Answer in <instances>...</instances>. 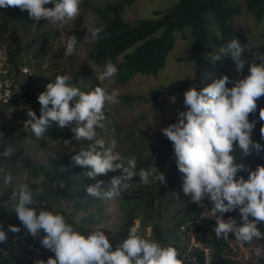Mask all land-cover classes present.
<instances>
[{
    "label": "clouds",
    "instance_id": "9594fccd",
    "mask_svg": "<svg viewBox=\"0 0 264 264\" xmlns=\"http://www.w3.org/2000/svg\"><path fill=\"white\" fill-rule=\"evenodd\" d=\"M50 3L54 6H45ZM81 3L82 0H0V7L18 6L28 10L36 22L44 19L64 23L79 15ZM100 30L95 29L93 35ZM77 40L76 34L67 37L66 55L74 53ZM246 51L248 45L236 37L221 45L212 61L230 57L240 78L232 86H228L230 77L227 74L199 89L192 84L183 94L186 107L178 110L174 122L161 129L172 142L176 167L182 174L183 194L201 204L207 198L215 216L216 238L228 240L231 239L229 233H233L241 244L264 239V231L257 226L264 221V164L257 165L254 170L247 169L245 178L238 173L246 170V165L238 161L233 152L234 145L239 147L242 156L264 150V144L253 140L251 135L257 120L249 118L257 109L258 98L264 94V53H254L256 58L250 61ZM246 65L247 73L244 74ZM117 71L116 65L108 62L99 79L113 77ZM72 79L67 74L56 75L37 96L40 114L30 107L27 109L29 118L24 123L35 136L44 135L53 122L59 127L74 122L71 131L75 138L89 143L73 153L71 159L78 165L88 166L89 177L109 171L117 173L111 177L107 189L101 187L103 180L89 185L86 191L92 196H119L136 176L141 183H148L150 177L166 183V174L154 163L148 169L137 170V158L134 155L126 157L116 150L115 138L107 146L104 139L97 138V128L104 127L106 106L119 103V89L109 91L97 85L90 91H83L69 83ZM259 117L264 121V107L259 109ZM260 130L264 138V124ZM12 151L10 146L5 147L0 155L9 156ZM0 179L5 185L11 184L13 174L0 167ZM172 194L179 200V192ZM5 204L13 209L27 232L38 236L40 243L54 253L46 260L37 258L34 264H184L175 245L146 238L135 226L130 227L128 234L113 247L105 229L96 227L83 232L62 212L37 210L33 206V191L26 183L16 184ZM233 211H238V218L225 217V213ZM9 228L19 231L18 225H9ZM6 239L7 232L0 224V242ZM256 254H261L260 248L256 249Z\"/></svg>",
    "mask_w": 264,
    "mask_h": 264
},
{
    "label": "trees",
    "instance_id": "16d2710c",
    "mask_svg": "<svg viewBox=\"0 0 264 264\" xmlns=\"http://www.w3.org/2000/svg\"><path fill=\"white\" fill-rule=\"evenodd\" d=\"M135 1H108L104 4L86 1V5L90 7L98 20L97 28L101 29L89 51V60L99 66L108 62L115 64L118 68L115 79L120 85H126L136 76L158 75L165 69L169 55L175 49L176 35L178 33L185 35L186 31L190 33L191 46L185 60L195 64V74L192 78L174 80L168 85L162 86L156 92V98L163 94L185 92L192 84H196L198 89L202 88L224 74L230 77L228 86H232L234 81L241 76L235 70L234 62L230 57H224L217 61H212V58L218 48L233 37L248 45V51L245 55L250 61L256 58L253 55L254 53H264V43L252 44L247 33L236 25V18L244 14V9L235 0H180L175 5L167 8L162 15L157 12L156 15L158 16L156 17L142 18L133 23L126 20L123 11L125 4H132ZM246 6L258 22L264 20V0H247ZM9 8L10 6L0 7L2 14L5 15ZM14 10L19 18L17 22L24 26L28 25L30 18L28 10H21L18 6ZM2 27L3 31H9L8 38L12 43L8 48L9 57L15 66H19L24 63L21 56V35L14 28L15 26H11L10 20L4 21ZM73 29L74 31L70 35L76 34L78 37L77 43L82 42L86 36L87 28L81 12L73 19ZM82 72H88V68L83 67ZM246 73L247 65L244 69V74ZM28 85L30 87L35 85L29 95L34 100V108L37 115H39L40 107L37 105L39 102L35 97V92L40 83L34 73L30 77ZM125 98L129 103L136 99L133 96ZM261 107H264V94L258 98L256 111L250 113L249 116L250 119L257 120L251 134L252 139L264 144V138H262L260 130L261 124H264V121L260 120L259 117ZM0 115L3 123L8 125L6 129L9 134V136L0 139V152L9 146L13 149L12 154L9 156L0 155V167L12 170V173L17 169H23L27 173V184L33 191L35 201L33 206L37 210L41 208L54 210L51 205H48V199L55 195L60 200L66 201V207L61 212L66 209L69 210L66 215L68 221L77 229L87 232L94 224L105 223L109 217H113L111 214L108 215V210L109 206L114 204L119 210L123 211L125 216L120 225L119 241L128 234L130 227L136 226L137 219H140L142 224L137 229L145 235L147 223H151L155 218L153 209L166 187L165 183L161 184L159 180L152 177L149 178L148 183H141L140 178L136 176L130 181V187L122 190L119 196L113 198L92 196L86 191L89 185L94 184L97 180H103L104 184L101 187L107 189L111 177L117 173L109 171L106 174H98L95 178L87 176L89 167L78 165L71 159V155L78 152L80 146L77 147L76 151H70L67 155H60L54 160L43 163L39 158L27 154V148L24 145L30 133L28 129L24 128L23 123L29 117L21 111L9 114L1 105ZM8 115L12 118H9ZM59 136L52 137L53 143L58 141ZM61 144L66 145L65 141H62ZM141 144H144V142H141ZM129 148V151H126L131 155H133L132 152L135 153L134 156L137 158V170L140 168L148 169L155 162L154 164L162 172H165L160 163L155 160L153 162L151 156L141 153L142 146L139 149L133 145ZM233 152L236 159L246 165V170L238 173V175H244L245 178L248 175L247 169L254 170L257 165L264 164V150L242 156L239 147L234 145ZM173 173L176 174L175 180L182 175L177 167L174 168ZM175 180H171L169 185L173 186L176 183ZM12 190L13 187L8 188L0 195V222L7 219L8 225L10 223L17 225L19 222L18 217L13 209L5 204ZM197 207V204H193V208H189L191 215L195 216L192 224L199 242L208 245L212 249V257L207 259L203 250L195 249L190 256H195L197 262L184 261V264H264V257H260L254 263L238 262L228 257L226 252L230 248V239H217L213 231L215 218L204 215L201 210L197 212ZM80 212L83 216L78 220L77 214ZM226 215L238 218L239 214L238 211H233L226 213ZM187 218L175 223L174 227L166 233L159 224L154 223L152 225V235L164 244L175 245L176 233L181 226L180 223L185 222ZM185 225L189 226L188 224ZM257 226L260 227L261 231H264V221H261ZM36 238L37 244L44 247L40 243L39 237L36 236ZM229 238H233L238 242L235 236L230 233ZM251 241L264 245V239H253ZM2 245H5V243H2ZM51 256H54L53 252Z\"/></svg>",
    "mask_w": 264,
    "mask_h": 264
},
{
    "label": "rangeland",
    "instance_id": "374dc122",
    "mask_svg": "<svg viewBox=\"0 0 264 264\" xmlns=\"http://www.w3.org/2000/svg\"><path fill=\"white\" fill-rule=\"evenodd\" d=\"M86 1L104 4L108 1L117 2L120 0H82L80 12L82 13L83 20L86 22L87 33L84 40L76 44L74 53L66 55L65 48L67 37L74 31L73 19L75 17L64 23L44 19L36 22L30 17L28 25L24 26L17 22L19 18L14 10L16 6H10L5 15L2 14L0 9V48L8 52L9 45H12L10 38H8L9 31H3L2 27L4 21L10 20L11 26H15L14 28L18 30L22 38V61L33 64L34 76H37L39 79L40 86L38 85L36 89V98L40 92L45 90L46 84L54 81L58 74H67L73 77L69 83L74 84L83 91H90L97 85L109 91L119 89V103L106 106L104 127L97 128V138L104 139L106 146L110 144L111 139L115 138L117 140L116 150L126 157L131 156L128 152L130 146L133 145L138 149L142 146L141 153L151 156L153 162L155 160L157 163H160L166 174V187L153 209L155 214L154 220L151 223H147L145 230L146 237L156 239L152 235V225L154 223L159 224L166 233L174 227L175 223H179L181 219L188 217L185 222L180 223L181 225H189L187 226L190 229L188 243H190L192 249L203 250L206 258L211 259L212 249L208 245L199 242L197 237H195L196 231L192 224L195 216L193 217L189 211V208H193V204H197V212L201 210L204 215L215 218L210 211L211 202L205 198L202 204L197 203L191 201L190 195L186 196L183 194L181 176L175 180L176 174L173 173L176 163L174 151L171 148L172 142L161 131L163 127L175 121L178 110L186 107L183 104L184 92H174L163 94L158 98L155 97L156 92L162 86H166L174 80L189 79L194 76L195 64L185 60L191 46L190 33L186 31L185 35L183 33L176 35L175 49L169 55L165 69L158 75L136 76L126 85L118 84L115 75L100 80L99 76L105 70L106 64L99 66L89 60L88 57L92 44L98 37V32L93 35L94 30L97 29L98 20L90 7L86 5ZM179 1L136 0L132 4H125L123 15L126 20L136 23L142 18L158 16L156 15L157 12H160V15H162L167 8ZM235 1L241 4L244 9V14L236 18L238 28L243 29L247 33L252 44L264 43V20L258 22L253 13L247 10V0ZM45 6L53 7L54 4L50 3ZM85 66L88 68V72L86 73L82 72ZM83 81L86 82L82 83ZM130 96L136 97V99L129 103L125 97ZM173 97H175V100L172 99ZM37 105L40 107L39 103ZM8 117L12 118L9 115ZM73 126L74 122L64 127H59L56 122H53L46 130V133L40 137H36L29 126L28 131L30 135L24 142L27 154L39 158L43 163H47L60 155H67L70 151H76L78 146L80 148L86 147L89 141L84 139L77 140L71 131ZM6 128H8V125L3 123L0 115V139L4 136H9ZM56 135H60L59 139L53 143L52 137ZM65 140L69 141L66 142ZM62 141H65L66 145L61 144ZM141 142H144V144H141ZM132 154L135 155L133 152ZM9 171L12 173V170ZM12 174L13 181L11 184L5 185L2 179H0V195L8 188H14L16 184H27V173L23 169L14 170ZM171 180H175L176 182L173 186L169 185ZM173 192L180 193L179 200L173 196ZM66 204L65 200H60L55 195L48 199V205H51L54 211L61 212L66 207ZM62 213L66 216L69 210L66 209ZM109 214L113 217H109L105 223L99 222L98 224H94L88 231L96 227L105 229L110 236V242L115 247L119 242L120 225L124 221L125 216L123 211L119 210L114 204L109 206ZM224 215L227 217L226 213ZM82 216V212L78 213L77 219L79 220ZM141 225L140 219H137L135 227L139 229ZM230 234L234 235L233 233ZM229 243L230 248L226 252V255L238 262L254 263L260 257H264V245L256 241L240 244L232 238L229 240ZM257 248L261 249L259 256L256 254Z\"/></svg>",
    "mask_w": 264,
    "mask_h": 264
},
{
    "label": "built area",
    "instance_id": "2783aa9c",
    "mask_svg": "<svg viewBox=\"0 0 264 264\" xmlns=\"http://www.w3.org/2000/svg\"><path fill=\"white\" fill-rule=\"evenodd\" d=\"M32 75V64L24 62L19 66H15L8 52L0 48V105L9 114L21 111L27 115L29 107L35 110L34 100L29 95L35 85L32 87L28 85V81ZM23 125L25 129L29 128L25 123ZM0 224L3 225L7 232L8 220L4 219ZM17 225L19 226V231L15 232L13 238L7 242H0V264H34L37 258L46 260L52 255L51 250L37 244L36 236L29 234L20 220ZM189 231L190 229L187 225L179 227L176 233L175 246L178 248L184 261L197 262L195 256H190L191 252L196 248L192 249L190 243H188L190 237ZM2 243H5V245H2Z\"/></svg>",
    "mask_w": 264,
    "mask_h": 264
},
{
    "label": "crops",
    "instance_id": "0c3cea01",
    "mask_svg": "<svg viewBox=\"0 0 264 264\" xmlns=\"http://www.w3.org/2000/svg\"><path fill=\"white\" fill-rule=\"evenodd\" d=\"M9 225H13V224L10 223ZM15 232H16V231H15ZM15 232L12 231V230L9 228V229H8V232H7V239L5 240V242L10 241V240L13 238Z\"/></svg>",
    "mask_w": 264,
    "mask_h": 264
}]
</instances>
